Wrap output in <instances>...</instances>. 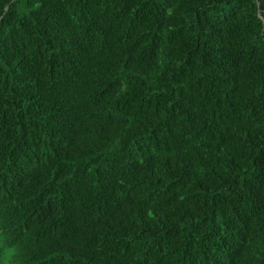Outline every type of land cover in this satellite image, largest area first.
Masks as SVG:
<instances>
[{"label":"trees","instance_id":"obj_1","mask_svg":"<svg viewBox=\"0 0 264 264\" xmlns=\"http://www.w3.org/2000/svg\"><path fill=\"white\" fill-rule=\"evenodd\" d=\"M0 235V264H264V0H0Z\"/></svg>","mask_w":264,"mask_h":264},{"label":"clouds","instance_id":"obj_2","mask_svg":"<svg viewBox=\"0 0 264 264\" xmlns=\"http://www.w3.org/2000/svg\"><path fill=\"white\" fill-rule=\"evenodd\" d=\"M5 243H8V241H7L6 238L4 237L3 242H0V246H2V245L5 244ZM5 259L7 260V257H5Z\"/></svg>","mask_w":264,"mask_h":264},{"label":"snow or ice","instance_id":"obj_3","mask_svg":"<svg viewBox=\"0 0 264 264\" xmlns=\"http://www.w3.org/2000/svg\"><path fill=\"white\" fill-rule=\"evenodd\" d=\"M4 237L2 235H0V242H3Z\"/></svg>","mask_w":264,"mask_h":264}]
</instances>
